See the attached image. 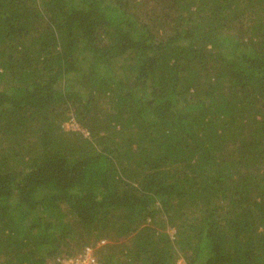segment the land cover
Masks as SVG:
<instances>
[{
	"label": "trees",
	"instance_id": "1",
	"mask_svg": "<svg viewBox=\"0 0 264 264\" xmlns=\"http://www.w3.org/2000/svg\"><path fill=\"white\" fill-rule=\"evenodd\" d=\"M85 247L264 264V0H0V264Z\"/></svg>",
	"mask_w": 264,
	"mask_h": 264
},
{
	"label": "rangeland",
	"instance_id": "2",
	"mask_svg": "<svg viewBox=\"0 0 264 264\" xmlns=\"http://www.w3.org/2000/svg\"><path fill=\"white\" fill-rule=\"evenodd\" d=\"M116 68H118L117 70H116V74H119V76H121L122 75V71H123V66L121 65V62H117L116 63V65H114ZM119 76H117V77H119ZM68 115V114H67ZM70 118L69 119H67L66 121H64V122H62V125L64 126V128L66 129V130H68V129H72V130H78V128H79V124L78 123H76V120H74L73 118H72V114L69 116ZM82 128V127H81ZM82 130L84 131L83 132V134H84V136L85 135H87L88 136V132H87V130L86 129H83L82 128ZM174 232V230L172 229V230H170V234H172ZM72 251H73V253H75L77 250L74 248V249H71ZM74 259V257H68L67 259H63L62 260V262H63V264H68V263H70L72 260ZM178 260V262H177V264H185V262H184V260L182 259V258H178L177 259Z\"/></svg>",
	"mask_w": 264,
	"mask_h": 264
},
{
	"label": "built area",
	"instance_id": "3",
	"mask_svg": "<svg viewBox=\"0 0 264 264\" xmlns=\"http://www.w3.org/2000/svg\"><path fill=\"white\" fill-rule=\"evenodd\" d=\"M68 264H98L94 258L93 250L90 247H85L83 252H80L74 259Z\"/></svg>",
	"mask_w": 264,
	"mask_h": 264
},
{
	"label": "clouds",
	"instance_id": "4",
	"mask_svg": "<svg viewBox=\"0 0 264 264\" xmlns=\"http://www.w3.org/2000/svg\"><path fill=\"white\" fill-rule=\"evenodd\" d=\"M88 134V133H87Z\"/></svg>",
	"mask_w": 264,
	"mask_h": 264
}]
</instances>
